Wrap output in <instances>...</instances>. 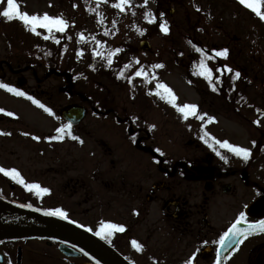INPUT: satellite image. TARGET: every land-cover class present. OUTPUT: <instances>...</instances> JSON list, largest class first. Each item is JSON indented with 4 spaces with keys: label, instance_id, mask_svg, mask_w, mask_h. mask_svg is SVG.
Instances as JSON below:
<instances>
[{
    "label": "rangeland",
    "instance_id": "1",
    "mask_svg": "<svg viewBox=\"0 0 264 264\" xmlns=\"http://www.w3.org/2000/svg\"><path fill=\"white\" fill-rule=\"evenodd\" d=\"M114 3L115 0H108V3L103 0L100 3L97 0H18L21 10L30 14H62L69 27L64 33H55L60 41L58 48L63 53L56 68L62 70L70 66L76 79V89L93 96V100L101 99L106 106L117 107L120 112L128 110L136 113L137 117L145 118L155 135L156 150L163 157L198 153L199 145L206 153L226 157L231 166L248 167L252 181L264 189V20L241 5L239 0H148L147 5L144 0H131L124 11L113 7ZM5 6L6 0L0 4V11ZM149 12L155 15V23L145 18ZM160 13L164 15L161 17ZM164 20L169 29L167 33L159 27ZM9 28L31 32L19 20L9 22L0 17V62H11L14 60L12 55L18 51L10 45ZM37 31L42 37L48 35L47 30L38 28ZM81 34L84 39L80 38ZM143 40L149 42L150 49H141L140 42ZM117 48L121 51L112 56L109 65L107 57ZM223 49H228L227 56H217L216 53ZM96 51L103 55H96ZM201 61L212 69V80H221L235 91H241L246 99L244 102L249 106L237 103L234 108L226 104V99H215L208 89L205 76L199 74ZM37 63L22 74L27 80L22 87L17 85L21 76H14L5 63L2 69L0 67V82L22 91H44V98L36 100L54 113L49 114L26 96H17L0 88V108L6 110L0 112L2 161L14 158L28 168L38 164L37 155L42 149L45 150L46 166L54 164L55 168L60 169L57 172L48 168L43 176L50 189H72V186L66 187V181L80 175V172L72 169L65 172L52 159H62V166H65L74 157H87L89 151L94 149L95 155L88 157V162L84 159L82 164L87 167L91 159L99 158L100 140L114 147V154L118 157L121 154L130 157L129 152L123 151L125 143L130 152L140 154L143 163H147L146 155L127 147V141H123L127 135L120 132L118 125H97L94 117L86 118L78 129L71 130V135L65 132L63 139H49L58 135L56 129L62 126L58 110L67 103V96L57 94L64 84L61 77L53 74L44 78L45 72L50 69V66H43L48 64L44 55L38 56ZM158 63L164 67H152ZM126 65L127 77L122 83L114 72L124 69ZM13 66L16 67V64ZM228 68L232 71L229 72ZM141 69L148 73L147 79L135 76ZM236 71L241 73L238 78ZM34 72L40 82L35 80ZM221 72L225 73L224 76ZM157 83H164L173 90L178 97L177 104H196L198 115H204V119L197 116L185 119L176 107L155 94ZM137 96L143 102L138 103L141 100ZM7 112L15 115L8 116ZM209 117L214 119L209 120ZM257 120L261 123H254ZM36 136L40 139H35ZM73 136L78 139H73ZM213 137L250 149L249 158L245 160L236 156L216 144ZM104 166L109 168L107 174L92 176V182H89L91 189H105L109 181V186L115 182L121 183L122 179L115 173L123 169L119 168L121 165L118 163V168L113 170L107 161ZM30 179L39 180V172H34ZM103 179L108 182L104 183ZM96 215L102 216V212L96 211ZM101 222L104 221L87 223L86 226L96 233Z\"/></svg>",
    "mask_w": 264,
    "mask_h": 264
},
{
    "label": "flooded vegetation",
    "instance_id": "2",
    "mask_svg": "<svg viewBox=\"0 0 264 264\" xmlns=\"http://www.w3.org/2000/svg\"><path fill=\"white\" fill-rule=\"evenodd\" d=\"M34 77L40 82L37 75ZM25 92L37 99L46 94ZM57 94L65 92L59 90ZM66 96L64 106L79 103L77 92ZM83 102L87 108L84 120L94 117L97 125H118L120 132L127 135L123 139L127 147L150 159L146 157L147 163H143L140 154L130 152L125 143L123 151L129 152L130 157L124 154L118 157L114 147L100 140L99 158L91 159L87 167L82 164L84 159L95 155L94 149L87 157H74L65 166L62 159H52L65 172L72 169L80 175L66 181V187L72 189H50L39 196L18 179L0 173V200L46 213L48 209L62 208L69 216L67 220L58 216L16 217V214L1 218L0 222L13 231L0 236V264H185L193 256V264H217L218 259L219 264H264V233L251 234L241 238L243 243L222 249L218 243L241 212L249 222L264 220V189L252 181L248 167L231 166L223 156L206 153L199 145L198 153L163 157L160 163L148 150H156V144L145 118L128 110L120 112L117 107L95 106L90 98ZM61 119L64 125L70 124ZM79 126L71 124V130ZM46 155L42 149L37 155L38 164L28 168L14 158L2 161L0 156V167L15 168L26 183L46 187L43 176L47 169L60 171L54 164L46 166ZM107 161L113 170L118 163L123 168L115 172L121 183L115 180L109 186L110 181L103 179L108 182L105 189H91L92 176L107 174L109 168L104 166ZM34 172H39V180L30 179ZM96 211L102 212V216L96 215ZM73 220L77 223H72ZM100 220L123 224L125 230L103 239L86 226ZM70 224L79 227L83 224L81 228L88 233H81ZM133 240L143 246L142 250L133 246Z\"/></svg>",
    "mask_w": 264,
    "mask_h": 264
},
{
    "label": "snow or ice",
    "instance_id": "3",
    "mask_svg": "<svg viewBox=\"0 0 264 264\" xmlns=\"http://www.w3.org/2000/svg\"><path fill=\"white\" fill-rule=\"evenodd\" d=\"M98 3L101 2V0H97ZM104 3H108V0H103ZM131 0H115V3L112 5L113 7L119 9L120 11H124L129 5ZM5 3V0H0V4ZM239 3L241 5L246 6L248 9L252 10L261 20H264V0H239ZM144 4H148V0H144ZM164 14L160 13V16L162 17ZM0 17H3L7 21H13V20H19L21 21L25 27L30 30L31 32L40 35L41 33L37 31V29H44L47 30L48 35L44 36V39H55L56 43H60L59 39H56L55 33H64L66 29L69 27V22L63 18L61 15H50L48 13H43L42 15L39 14H30L27 11H22L20 8V5L18 4V0H6V6L3 8L2 11H0ZM145 18L149 19V22L155 23L156 17L151 12L145 14ZM115 23V21H113ZM160 29L167 33L169 31L167 26V21L164 20L159 23ZM141 34H143V30H141ZM70 38V37H69ZM81 39H84L83 34L80 35ZM95 40V37L92 38ZM100 43V42H97ZM121 49L117 48L114 50L113 53H110L107 57L109 65L112 63V56L116 52H120ZM200 51V49H198ZM50 55V53H47ZM82 54V52H81ZM96 55L101 56L103 55L102 52L96 51ZM228 54V49H223L222 51H218L216 53L217 56H223L226 57ZM137 63L139 61L137 60ZM126 67H128L126 65ZM153 68H162L164 67L163 64H155L152 66ZM227 67V66H226ZM201 72L199 73L202 76H205L206 79L209 80V82H212V69L207 67V65L204 64L203 61H201ZM229 72L232 71L231 68L227 69ZM123 75V73H121ZM241 73L239 71L235 72V76L238 78L240 77ZM135 76H144L145 79L148 78V73L144 72L143 69L137 71L135 73ZM0 88L6 89L9 92L15 93L17 96H26L29 100H32L33 103L39 105V107L44 108L46 112L49 114H54L53 110L51 108L46 107L45 105L41 104L39 100H36L34 97L29 96L27 92L20 90L17 87H13L12 85L4 82H0ZM156 95L160 96L162 99H166L168 103L172 104L174 107L177 108L179 112H181L185 119H187L189 116H197L199 119L203 120L204 115H198V106L196 104H177L178 97L173 92L171 88L168 87V85L164 83H157L156 84ZM213 89L215 90V85H213ZM6 110L3 108H0V112H5ZM8 116L15 115L13 112H7ZM206 115V114H205ZM209 120L214 119L213 117H209ZM254 123L260 124L261 122L259 120L255 121ZM154 127V126H153ZM56 132L58 135L51 136L49 139L52 140H60L64 138L65 132L67 134L71 135V124L63 125L61 127H58L56 129ZM25 135H28V133H25ZM205 135H208L205 133ZM35 139L39 140L40 137L36 136ZM73 139H78V137L73 136ZM201 139H204V137H201ZM213 140L215 138L213 137ZM207 142V141H205ZM216 144H219L221 147L227 148L231 152H233L236 156L242 157L245 160H247L251 154L250 149L245 148L243 146L235 145L229 143L227 140L225 141H219L215 140ZM226 159V157H222ZM0 173H4L6 176H10L13 180H17L21 184H24V186L29 190H36V195L39 196L43 193H48L50 189L46 187H42L39 184L36 183H26L24 178L20 175V173L15 168H4L0 167ZM31 206V205H29ZM47 214L50 216H58L65 220L69 219L68 213L65 212L62 208H54V209H48ZM243 221L248 226L246 228H240L238 225L240 222ZM72 223H77L75 220L72 221ZM80 227H84L83 224L80 225ZM125 230V227L123 224L118 223H112V222H101L99 230L96 231V235L103 238L108 239L111 237L115 232H123ZM88 231H93L92 228H89ZM254 233H264V220H259L255 222H249L245 218V214L243 212L240 213L238 219L232 226L224 232V234L219 239V244L221 247H225L226 245H229L231 241L229 238L231 237L233 240H235L238 237L247 238L249 235ZM111 242V241H109ZM237 243H243V239L237 240ZM133 246L137 250H142L143 246L137 242L136 240L132 241ZM83 251V249H81ZM193 257H190L189 260L185 261V264H193ZM217 264H219V259L217 260Z\"/></svg>",
    "mask_w": 264,
    "mask_h": 264
},
{
    "label": "trees",
    "instance_id": "4",
    "mask_svg": "<svg viewBox=\"0 0 264 264\" xmlns=\"http://www.w3.org/2000/svg\"><path fill=\"white\" fill-rule=\"evenodd\" d=\"M9 31V35L11 37L10 45H13L14 48L18 50L16 51V55H12L14 59L11 60L12 64L36 66V64H38V56L40 55V57H43L44 55V58L48 64H45L43 66H50V69L57 67L56 64L63 56V53L58 48L57 43L53 39H44V37L33 34L25 29L19 30L18 28H9ZM47 53H50V55ZM23 56H28V58H24ZM66 69L71 70L70 66H67ZM221 73V75L224 76L225 73ZM220 79H222V76ZM205 82L209 87L208 89L212 91V95L215 99H226V104L234 108H236L235 104L237 103H241L245 107L249 106L248 103L244 102L246 99L243 93H241V91H235L232 86L226 85L221 80H212V82L210 83L209 80L206 79ZM213 85H215V90L213 89ZM256 147L258 148V145H256ZM258 161H260V159H258Z\"/></svg>",
    "mask_w": 264,
    "mask_h": 264
},
{
    "label": "water",
    "instance_id": "5",
    "mask_svg": "<svg viewBox=\"0 0 264 264\" xmlns=\"http://www.w3.org/2000/svg\"><path fill=\"white\" fill-rule=\"evenodd\" d=\"M172 11V9H171ZM142 49H149L150 45L148 43V41L143 40L140 44ZM54 71H50L48 73H46V77L51 74ZM64 79L66 82H68V90L70 93H72V90L74 88V82L71 78V74L70 73H64ZM19 84H23L22 81L19 82ZM85 115V108L81 107V106H71L69 108H64L62 111V116L64 118H66L67 120L71 121L72 123H79L83 117ZM131 131V129H130ZM151 150V149H150ZM156 156L157 153H155L154 151H152ZM160 157V156H158ZM161 159V158H160ZM162 160V159H161ZM244 178H247V174L244 173ZM16 214V217H47V218H53L50 215L41 212L39 210H35V209H30V208H26V207H18L12 204H9L7 202L1 201L0 200V219L1 218H5L6 216H10ZM241 225V224H240ZM243 225V224H242ZM248 225L245 224L244 226H241L240 228H246ZM74 228V226H73ZM77 229V228H75ZM79 232L81 233H85L83 230H81L80 228L78 229ZM13 229L10 228V226L8 225H4L0 222V236H5L7 234H9L10 232H12ZM240 237H238L236 240H238ZM232 238L230 237L229 240H231Z\"/></svg>",
    "mask_w": 264,
    "mask_h": 264
}]
</instances>
